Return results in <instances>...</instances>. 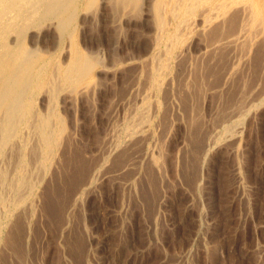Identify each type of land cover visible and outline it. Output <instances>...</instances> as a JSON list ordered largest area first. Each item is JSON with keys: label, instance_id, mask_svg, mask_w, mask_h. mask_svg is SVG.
<instances>
[{"label": "rangeland", "instance_id": "374dc122", "mask_svg": "<svg viewBox=\"0 0 264 264\" xmlns=\"http://www.w3.org/2000/svg\"><path fill=\"white\" fill-rule=\"evenodd\" d=\"M144 1L145 0L140 1V5L137 8L141 11L133 9L129 14V22L122 21L117 24L114 22L116 15L115 12H113L114 9L111 7V5L108 4L103 8L101 0H97V7L94 6L90 9L89 15L86 17V19L81 21V13L84 14L85 11H79L80 13L78 18L74 21L70 36H67L64 40L65 42L63 41L59 47H57L58 41L55 35H49L48 37L44 38V40L41 42L42 44L40 43L39 48L48 51L53 56L55 55L54 60H59L57 62L59 64H62V61H66V58L71 53V51L68 50H72V45H76L83 53H90L92 55L94 54V56L96 55L97 57L100 56V58H98V65L95 66L93 72L91 73L90 89L82 92L81 94H83V96L79 91H77V93H73L71 95L72 101L70 100L68 102L69 104L62 103L60 100L58 101L56 107L58 113L65 122L64 125L66 128V134H69L73 137H71L72 142L74 141L73 144L76 145V148L81 149L84 159H89L91 166H93L96 162L95 160L97 159L99 150L101 148V139L108 129L109 121L112 120L110 116H113L114 119L119 120L124 114V110H126V108H128L130 105H134V101L136 102L135 97L137 93L135 92V89H137V87H139L138 90L142 89V85L140 84H143V81H140V84H136L133 87L134 90L132 89L129 94L127 93L128 89L125 90V88L129 75H125L128 71V67L125 64H127V62H145L146 59L148 61L150 55L153 54L163 57V54L161 53L163 52L167 54L165 49L168 47L171 49L170 52H172L173 56L171 57V61L169 59L166 61V63L169 65V68L172 69H170V74L166 78L167 84H164L162 91L156 90L154 87L151 89L148 88L149 92L147 93V101L152 106L154 105L152 108L153 114L151 113L152 117L150 121L152 125H149L145 131V133H147L146 135L150 136L149 138L147 136L145 141L146 143L144 142L145 145L143 148H141V145L136 151V156L140 154V156L137 157L140 160H136L139 162L137 163L141 166V168L138 170L135 169V174L131 177V181L128 184L129 188L126 187L124 191H122L123 186L121 183L118 184V182H116V173L112 171L113 168H115L111 165L113 161L109 160L106 165L100 169V173H104V178L100 179L101 182L98 181L94 186L86 188L81 192V194H83V192L85 193L83 196L80 194L76 202H71L73 203L72 205L68 204V207L70 206V208L67 207V212H62L58 223L51 222V219L55 218V215L50 213L48 215L47 212H44V201L46 200L45 189L48 184L45 183L41 188H38L39 190H36V195L40 194V198L35 202L36 213L32 218H30L29 222L31 226L27 225L30 228L29 239L28 241L26 240V244L28 245L25 246V249H27L25 252L28 255V260H25L26 263L24 262L23 264H41V262L42 264H264V253H260V257L258 255L259 250V252H264L261 251L264 249V94L260 96L261 99L254 103V107H252L247 114L248 116L246 115V118L244 117L241 119V122H237L240 124L239 126L242 129L241 132L238 131L239 133L236 135V139L233 141H221L222 143L219 142L216 144L214 149L211 151V155H213H210L211 157L209 156L205 161L206 165L209 163L207 167L205 164L203 166L200 158L198 157L197 165L194 164L195 171L193 175H191L192 177L188 174L186 176L185 166L188 159L187 152L189 151L191 145L187 134V119H189V113L192 112L188 111L187 106L185 107V101L182 97L185 94L184 90L179 87V83L175 79L172 80L171 78H175V71L178 65H180L178 63L181 59L182 61L180 63L185 61L186 64H189L188 62H190L191 65L192 60L195 61V59L201 57L200 55L204 56L205 53L208 54L207 51L204 52L203 50V45H206L207 43L205 40L203 41V35L206 33V31H201L200 28L195 27L193 23H189V25V20L185 26L186 29L181 27L182 29L180 30L181 32L179 31L180 33L178 38L176 37V40H171L167 36V33L173 31L175 27L173 24L174 22L171 24L169 23L170 25H166V28L169 25V29L165 28L166 31L164 30L162 33L164 35H162L157 33V30L152 23L151 17L147 16L145 19H140L141 13L143 11L141 8L143 7L142 5H144ZM247 2L253 6L248 8L246 5L245 7L242 6V4L241 6L237 4L239 7L237 10L239 11L240 9L241 13L236 9L230 13V16L235 13L238 14L237 23L242 22V17H244L245 20L247 18V13L250 12V9L257 7L258 5V0H247ZM259 8L261 12V20L260 24H258V27L256 28H260L261 30H256V32H258L256 33L258 37L255 34H252V29L249 28L246 21L244 23L247 25H243V29L241 28L243 31H239L240 26H237V28H235L236 26L233 27V29L229 31L230 34H226V36L231 39L226 37V46L224 45L225 47H223L225 48L224 50L227 56V66L224 67V73L222 72L223 76H221L219 82L217 83L211 82L214 80L213 77H207V81L210 82L208 84L210 85H207L204 88L202 93L203 96L201 95V97L198 99V104L200 103L199 108H202V111L200 110L202 113L200 114L202 119H199L200 121L204 120L203 128L204 130L207 129L206 133H209L214 129H219L215 128V126L217 127L220 124L216 120L217 112L215 111H218L217 109L220 108V106L222 109V105H224V99H226L227 95L228 98L230 96L233 98L237 96V101H239V103L243 106L246 102L245 99L248 101L256 95L261 94L260 92H264V75H262L264 74V69H262L264 68V61H261L260 66L256 62L259 55L262 56L260 58H264V51H262L264 50V42H262V40H264V37H262L264 36V34H262L264 33V26H261L264 25V1L261 2V6H259ZM242 11L246 12L243 13ZM135 12H137V14ZM131 16H134V18ZM122 30L124 31L122 32ZM157 34L160 35L158 36ZM259 34L261 35L259 36ZM160 36L163 37L161 38ZM74 37L76 38L74 39ZM250 37L251 39L249 40L248 38ZM155 38H158V40L156 41ZM259 38L261 40V44L260 41L258 42ZM168 39L170 41H168ZM244 39H246V41ZM68 42L71 44L70 47H68ZM201 42L203 43L201 44ZM231 42L233 44H231ZM27 43V40H25V44L28 46ZM248 44L249 46H246ZM180 47H182V49ZM54 48H56V50ZM61 48L63 49L62 52ZM258 49H261V52H259ZM133 56L134 58H132ZM230 56L234 59H232ZM135 57L138 60H136ZM238 60L239 63L241 62L240 64L236 62ZM101 61H103V64ZM99 64H102V68ZM229 64H233V67H230ZM253 64L255 65L253 66ZM112 65L113 67H111ZM257 67L261 70H259ZM233 69L235 73L233 72ZM248 75L252 77L248 78ZM222 78L224 79L222 80ZM245 78H248L249 81L248 79L245 80ZM240 79L243 81L240 82ZM233 80L235 82H233ZM217 84L219 86L222 84L223 87L219 88ZM168 86L171 87L169 88ZM241 86L243 87V92L241 91ZM235 87L236 89H234ZM139 93L141 92H138V94ZM217 93L218 95H222L221 98L223 101L221 98L219 99ZM164 94H167L168 97ZM240 94H243V98L240 97ZM248 94L250 95V98H248ZM177 97H180L181 99ZM116 99H118V101H116ZM241 99L242 101H240ZM70 102L73 104L71 105ZM115 102H118V104L121 103L118 106L120 108H117V111L115 109ZM259 102H261L262 106ZM201 103L202 106H200ZM221 103L222 105H220ZM111 104L112 106H110ZM156 104L158 106L157 108H155ZM259 105L260 107H258ZM36 108H42L38 102H36ZM167 110L168 112H166ZM233 110L234 108L228 109V111H226L227 113L225 114V117H229L228 115ZM165 113L166 117L163 119ZM215 114L216 116H214ZM160 117H162V119ZM213 123L217 125L213 126ZM210 124H213L212 127ZM168 129L171 130L172 137L174 136L173 141L165 140ZM163 130L165 132H162ZM72 133L74 134L71 135ZM159 138L162 140H159ZM96 139L97 142H94ZM160 141L162 142L160 143ZM147 146H149V148ZM163 147L164 149L166 148V150H164ZM159 148L161 151V157H158L162 158L160 160V165H163L164 167L162 166L160 171H154L152 173L150 169L153 167L146 165V159L143 158L146 157V152L149 154H154L157 151L154 155H159ZM91 156L92 158H95L92 159ZM142 167L146 168L142 169ZM236 167L238 169H236ZM107 168L110 169L108 170ZM146 170L154 175L155 181H158V184L156 181L157 195L151 196V192L149 191L147 184L148 174H145ZM55 175L56 174L53 175L52 179L55 178ZM157 175L161 177H158ZM119 179L120 182H124V180L126 181L127 176H125L123 179H121L120 176ZM133 186L135 187L133 188ZM123 193H125V197H123ZM120 199L123 201V203ZM161 215L164 216L161 217ZM64 217H66V220ZM155 217L157 218V221H155ZM51 224L54 226H51ZM5 246V244L0 246V264H19V260L16 259L17 255L13 251L14 247L11 249V246ZM2 253L4 255H2ZM43 255L45 258H43ZM6 256H9L10 258L8 259Z\"/></svg>", "mask_w": 264, "mask_h": 264}, {"label": "bare ground", "instance_id": "6f19581e", "mask_svg": "<svg viewBox=\"0 0 264 264\" xmlns=\"http://www.w3.org/2000/svg\"><path fill=\"white\" fill-rule=\"evenodd\" d=\"M140 1H143V0H101V4H102L103 8L108 4L111 5V7L114 9L113 12H115V15H116L114 22H116L118 24L122 21L123 22L124 21H126V22L130 21L128 18L129 14L132 12L133 9H137L139 7ZM262 1H264V0H258L257 7L250 9V12L247 13V18L244 20V17H242L243 19H241L242 20L241 23H237V21H238L237 20V15H238L237 13L234 12L235 14H233L231 16H230V13L234 9L237 10V8H239L237 4H239L240 6H241V4H242V6L246 5L248 8L253 6L249 2H247V0H145L144 5L141 4L143 6L141 9H143V11L141 13L140 19H145L147 16L151 17L152 23L155 26L157 33L162 34L166 28V25L174 22L173 24L175 27H174L173 31L172 32L168 31L169 33H167V36L171 40H176V37L178 38V35L181 32L180 30L182 29L181 27H184L186 29L185 26L187 25V22L189 20L190 21L188 22V24L193 23V25L195 27L200 28L201 31H203V32L206 31V33L203 35L204 36L203 41L205 40L207 43H206V45H203L204 46L203 50H204V52L207 51L208 54L205 53L204 56L200 55L201 57L198 59H195V61L192 60L191 65H190V62H188V61L187 62L189 64H186L185 61L180 63L182 61V59H181L180 62L178 63L180 65H178V67L176 66L177 67L176 71L174 69L175 75L174 74L173 75L175 76V78H173V77L171 78L172 80L175 79L179 83V87H181V89L184 90L185 94L182 97L185 101V107L187 106L188 111L192 112V113H189L190 114L189 119H187L188 120V133L187 134H188V137L190 140L189 142L191 145H190L189 151L187 152L188 154L186 153L188 156V159H187L188 164L186 162V166L184 165L185 171H186V176H187V174L190 176L193 175V173L195 171V165L194 164L197 165L198 157L200 158V161L202 162V164L204 166V164L206 163L205 161L211 155V151L214 149L216 144H218L221 141H223V142L224 141H231V140L233 141L236 139V135L239 132H241V129H242L239 126L240 124H238L237 122H241V119H243L249 113L251 108L254 107V103L256 101H258L259 99H261L260 96L262 94H264V92H260L261 94H258V95H256L254 93L256 96L253 97L252 99L248 100V101L245 99L246 102L244 101L245 103L242 106L239 103V101H237V98H238L237 96H235L234 98L232 96H230L228 98V95H227L228 93H227L226 94L227 97H226V99H224V105H222V103L220 104V105H222V109L220 106V108L217 109L218 111H215V112H217V116H216V114L214 115L217 117L216 120L220 124L216 127L215 125H217V124H214L215 123L214 122L213 123L214 125L213 124L212 125L215 126V128H219V129H214V130L210 131L209 133L208 132L206 133L207 129L204 130V128H203V126H204L203 121L204 120L200 121V119H202L200 116V114H202L201 113L202 108L201 109L199 108L200 103L198 104V99H199V97H201V95L204 91V88L207 85H210V84H208L210 82L207 81L208 76H211V78L213 77L214 80L211 82H214V83L219 82L221 76H223L222 72L225 69L224 67L227 66V62H226L227 56H226V52L224 50L225 48H223L226 46L225 42H227L225 40V38L227 37L226 34H228L229 31L232 30L233 27H235V26H236L235 28H237V26L238 27L240 26V28H239V31H240L241 28L243 27V25L246 26L248 24L249 28L252 29L251 30L252 34L256 35V33H258V32H256V30L258 31L260 29V28L257 29L256 27H258V24H260V20H261V12H260L259 6H261ZM96 3H98L97 0H0V246L2 244L3 245L5 244L6 245L5 247L11 246L10 247L11 249H12V247H14L13 251L17 255L16 259L19 260V264H21V263L23 264L25 262V260H28L27 259L28 255L25 252V250H27V249H25L26 248L25 246L28 245V244H26V240L28 241L29 235H30V228L28 227L30 225L29 221H30V218H32L33 215L36 213L35 212V207H36L35 202L38 201L40 198V194L36 195V190H39L38 188H41L45 183H47L48 185L45 189L46 200L44 202H45L46 209L44 207V212L45 213L47 212L48 215H49V213L52 215H55V218H52L51 222H57V223L59 222V219H60L62 212L63 213L67 212V209L70 208V206L68 207V204L72 205L73 203H71V202H76L77 199L79 198V195L81 194V192L83 190H85L86 188H89L91 186H94L98 181L101 182L100 179L104 178V175H103L104 173L103 174L100 173V169L102 167H104L109 160L113 161L111 163V165L115 168H113L112 171H114L116 173V176H115L116 182H118V184L121 183V185L123 186L122 191H124V189L126 187L129 188L128 184L131 181V177L135 174V169L138 170L141 168V166L138 165V163H139L138 161L140 159L137 158L138 156H140V154L136 156L135 155L136 151L141 145H142L141 148H143V146L146 143L145 141L147 139V136H148V138L150 136V135H146L147 133H145V131L149 125H152L150 123V121H151V117H152L151 116L152 108L154 105L152 106L147 101V98H148L147 93L149 92L148 88L151 89L152 87H154V89L162 91L164 84H167L166 78L170 74V69H172V68H169V65L166 63V61L168 59L171 61V57L173 56L172 52H170L171 49L169 47L167 49H165L166 47L164 48L168 55L166 53L162 52L161 54H163V57H159V56H157V54L156 55L153 54V55H150V57L148 56L149 59H148V61L146 59L145 62H140V61H138V62H127L126 61L127 64H125V65L128 67V71L126 70L127 73L125 75H129V77H128V80H127L128 82L126 83V88H125V90L128 89V92L127 91H125V92H127L129 94V92H131V90L133 89V87L136 84H140V81H143V84H140V85H142V89L138 90L139 87H137V89H135V92L137 93L136 97H135L136 102L134 101V105H130L128 108H126V110H124V114L122 112L123 115H122V117L120 115L121 118L119 120L114 119L113 116L109 115L112 120L109 121V126H108V129L105 132V134L103 133L104 135H103V137L101 139V143H100L101 148L99 150L97 159L95 160L96 162L94 163L93 166H91L90 160L84 159V156L82 154L83 152H81V149L76 148V145L73 144L74 141L72 142V139H71L72 136H70L69 134H66V131H65L66 128L64 125L65 122L63 121L62 117L58 113L56 107H57L58 101H60V100H61L60 102H62V103H68L72 99L71 95L73 93H75V92L77 93V91H79L81 94L82 92L90 89L89 87H91L90 86L91 85V82H90L91 81V73L93 72L95 66L98 65V58H100V56L97 57L96 55L94 56V54L92 55L90 53H88V54L83 53L76 45H72V50H68V51H71V53L66 58V61L65 62L62 61V64H59V63H57L59 60L58 61L54 60L55 55L53 56L48 51L40 49L39 46H40V43L44 40V38L48 37L49 35H55V37L57 38V41H58L57 47H59L61 45V43L65 40V38L67 36H70L71 29H73L72 26L74 25V21L78 18V15L80 13L79 11H83V10L85 11V12L83 11L84 14L81 13V16H80L81 21H82V20L86 19V17L89 15L90 9L94 6H96ZM138 11H141V10H138ZM240 11L241 10L239 9L238 12H240ZM242 12L244 13L246 11H242ZM135 13L137 14V12H135ZM131 17L134 18V16H131ZM245 21L247 24L244 23ZM168 26H167V28H168ZM261 26H264V25H261ZM123 31L124 30H122V32ZM241 31H243V30H241ZM160 34H157V35L159 36ZM185 34H184V36H185ZM201 34H202V32H201ZM241 34H243V33H241ZM262 34H264V33H262ZM162 35H164V34H162ZM260 35L261 34H259V36ZM200 36H202V35H200ZM235 36H236V34H235ZM247 36H249V35H247ZM256 36L258 37V35H256ZM160 37L162 38L163 36H160ZM262 37H264V36H262ZM75 38L76 37H74V39ZM182 38H183V36H182ZM240 38H239V40H240ZM228 39H231V38H228ZM234 39H236V38H234ZM248 39L250 40L251 37ZM25 40H27L28 46L25 44ZM155 40L157 41L158 38H155ZM244 40L246 41V39H244ZM168 41H170V40L168 39ZM259 41L261 44L260 38H259L258 42ZM262 42H264V40H262ZM157 43H156V45H157ZM202 43L203 42H201V44ZM244 43H242V44H244ZM231 44H233V43L231 42ZM249 44L246 46H249ZM70 45H71L70 43H69V46L67 44L68 47H70ZM175 45H176V43H175ZM180 45L182 46L181 43H180ZM244 45H243V47H244ZM116 46H117V44H116ZM237 46H239V45H237ZM147 47H149V46H147ZM159 47H161V46H159ZM62 48H63V46H62ZM62 48H61V52L63 50ZM152 48H153V45H152ZM156 48H157V46H156ZM180 48L182 49V47H180ZM54 49L56 50V48H54ZM148 49H150V48H148ZM164 49H162V50H164ZM239 49H242V48H239ZM102 50H103V47H102ZM87 51H89V50H87ZM105 51H107V50H105ZM262 51H264V50H262ZM259 52H261V49L259 50ZM53 53H54V51H53ZM67 53H69V52H67ZM100 53H102V52H100ZM157 53H158V51H157ZM232 53H234V52H232ZM244 53H246V52H244ZM235 54H238V53H235ZM59 55H61V54H59ZM239 56H240V54H239ZM260 57H262V56L259 55L258 60L256 61L259 64V66L261 64V61H264V58H260ZM132 58H134V56ZM132 58H131V60H132ZM141 58H139V59H141ZM104 59H105V57H104ZM228 59H229V57H228ZM232 59H234V58H232ZM136 60H138V59L136 58ZM244 61H242V62H244ZM101 62L103 64V61H101ZM110 62H111V60H110ZM236 62L239 63V60ZM253 62H254V60H253ZM232 65L233 64H231L230 67ZM234 65H235V63H234ZM244 65H246V64H244ZM254 65L255 64H253V66ZM108 66H109V64H108ZM111 67H113V65ZM101 68H102V66H101ZM261 68H262V66H261ZM104 69H102V70H104ZM122 69H124V68H122ZM262 69H264V68H262ZM259 70H261V69H259ZM123 71H125V70H123ZM98 72H100V71H98ZM121 72H122V70H121ZM233 72H234V69H233ZM234 73H231V74H234ZM262 75H264V74H262ZM250 77H252V76H249L248 78H250ZM209 78H208V80H209ZM223 79L224 78H222V80ZM247 79L245 78V80H247ZM258 79H259V77H258ZM92 80H93V77H92ZM115 80H117V79H115ZM243 80H244V78H243ZM243 80H241L240 82H242ZM248 81H249V79H248ZM251 81H252V79H251ZM125 82H126V80H125ZM233 82H235V81L233 80ZM238 82H239V80H238ZM245 82H247V81H245ZM243 84H245V83H243ZM112 85H111V87H112ZM220 85L221 86L218 85L219 88L223 87L222 84H220ZM240 85H241V83H240ZM257 85H258V83H257ZM100 87H99V89H100ZM166 87H167V85H166ZM209 87H211V86H209ZM236 87L234 89H236ZM96 88H97V86H96ZM237 88H239V87H237ZM240 88L242 91L243 87L241 86ZM141 90H143V91H141ZM244 90H245V88H244ZM138 92H141V93L138 94ZM158 93H160V92H158ZM235 94H238V93H235ZM81 95L83 96V94H81ZM125 95H127V94H125ZM131 95H133V94H131ZM164 95H167V94H164ZM179 95H181V94H179ZM217 95H218V93H217ZM251 95H252V93H251ZM205 96H207V95H205ZM218 96L220 99L222 95L220 94ZM167 97H168V95H167ZM240 97L243 98V94H240ZM91 98H92V96H91ZM114 98H115V95H114ZM177 98L181 99L180 97H177ZM248 98H250V95ZM119 99H120V97H119ZM90 100H92V99H90ZM129 100H131V99H129ZM133 100H134V98H133ZM116 101H118V99H116ZM222 101H223V99H222ZM240 101H242V99ZM36 102H38V104H40V106L42 107V108H39L40 110L38 108H36ZM168 102H169V100H168ZM127 103H126V105H127ZM259 103L262 106L261 102H259ZM70 104H71V102H70ZM115 104H116L115 109L117 111L118 110L117 108H120L118 106L121 103L118 104V102H115ZM260 105L258 107H260ZM110 106H112V104ZM200 106H202V103ZM69 107H71V106H69ZM157 107L158 106L156 104L155 108H157ZM230 108H234V110L231 111V113L228 115L229 117H225L226 116L225 114L227 113L226 111H228V109H230ZM73 109H74V107H73ZM108 109H110V108H108ZM219 109H221V110H219ZM170 110H171V107H170ZM184 110H185V108H184ZM166 112H168V110ZM175 115H178V114H175ZM165 117H166V113L164 114L163 119ZM160 118L162 119V117H160ZM93 119H94V117H93ZM163 121H165V120H163ZM156 124H155V126H156ZM77 125H78V123H77ZM212 125H211V127H212ZM169 130L170 129H168V131H167L168 133H167V136L165 137L166 139L165 138L164 139L166 141L167 140L173 141L174 136L172 137L171 130L170 131ZM162 132H165V131L163 130ZM73 134L74 133H72L71 135H73ZM154 135H155V133H154ZM163 137H164V135H163ZM161 138H159V140ZM155 139H156V137H155ZM99 140H100V138H99ZM94 142H97V139L94 140ZM161 142L162 141H160V143ZM205 142H206V145H205ZM154 143H155V140H154ZM175 143H177V142H175ZM147 144H148V141H147ZM149 146H147V147L149 148ZM166 148H167V145H166ZM166 148L164 149V147H163L164 150H166ZM233 148H235V147H233ZM144 149H145V147H144ZM158 150H159L158 151L159 155L158 154L154 155L157 151L154 154L153 153L149 154L146 152L145 153L146 157L143 158V159H146L145 160L147 162L146 165H150L151 167H153L152 169H150L152 173L154 171H160L162 166H163V165L162 166L160 165V160L162 159V158H159V157H161L160 148ZM162 153H163V151H162ZM64 154H65V156H64ZM162 155H164V154H162ZM91 158H92V156H91ZM93 158H95V157H93ZM183 164H182V166H183ZM207 165H206V167H207ZM116 167H118V168H116ZM143 168L144 167H142V169ZM196 168H198V167H196ZM111 169H112V167H111ZM236 169H238V168L236 167ZM88 170H89V172H88ZM55 171H56V173H55ZM185 171H184V173H185ZM151 172L146 170L145 174H148L147 184H148L149 191L151 192V196H153V195H157V193H156V188H157L156 187V181L157 180L155 181L154 175ZM236 172H237V170H236ZM54 174H56L55 178L52 179ZM105 175H106V173H105ZM120 176H121V179H123L125 176H127L126 181L124 180V182H120V179H119ZM158 177H161V176H158ZM158 180H159V178H158ZM157 184H158V181H157ZM193 185H194V183H193ZM134 187L135 186H133V188ZM93 188H95V187H93ZM73 190L74 191L76 190V191L74 192ZM159 191H157V192H159ZM133 192H135V191H133ZM154 192H155V194H154ZM83 194H85V193L83 192ZM83 194H81V195L83 196ZM123 197H125V193H123ZM132 197H133V195H132ZM124 202H126V201H124ZM122 203H123V201H122ZM189 204H191V203H189ZM239 204H241V203H239ZM162 216H164V215H161V217ZM66 217H64V219ZM164 219H165V217H164ZM155 221H157V218L155 219ZM52 225L53 224H51V226ZM65 225H66V223H65ZM46 229H48V228H46ZM56 230H59V229H56ZM121 234H123V233H121ZM38 235H39V233H38ZM43 235H44V233H43ZM38 240H40V239H38ZM40 241H42V240H40ZM40 244H42V243H40ZM35 245H36V243H35ZM38 245H39V243H38ZM3 250H4V248H3ZM259 251H258V255L260 257V255H261L260 253H264V252H259ZM261 251H264V249H262ZM10 252H11V250H10ZM13 253H11V254H13ZM88 253H89V251H88ZM42 254H43V252H42ZM2 255H4V254L2 253ZM44 255H43V258H45ZM6 257L8 259L10 258L9 256H6ZM14 257H15V255H14ZM2 258H3V256H2ZM43 258H41V259H43ZM93 261H94V259H93ZM31 263H34V262H31ZM41 264H42V262H41Z\"/></svg>", "mask_w": 264, "mask_h": 264}]
</instances>
